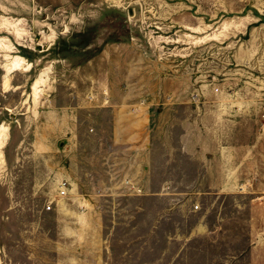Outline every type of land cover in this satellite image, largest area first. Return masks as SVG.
<instances>
[{
  "label": "rangeland",
  "instance_id": "rangeland-1",
  "mask_svg": "<svg viewBox=\"0 0 264 264\" xmlns=\"http://www.w3.org/2000/svg\"><path fill=\"white\" fill-rule=\"evenodd\" d=\"M0 38L14 44L0 48V125L10 127L0 157V264H80L54 219H98L99 248H141L140 263L156 259L164 237L214 230L218 220L231 254L246 251L251 234L264 243V0H0ZM8 54L32 68L6 91ZM171 136L173 153L145 164L164 174L134 194L145 169L129 165L123 149L141 144L148 153ZM232 144L247 150L240 166L254 177H204L216 159L238 157L210 151ZM193 145L200 155L187 154ZM224 180L225 193L189 191ZM139 218L163 220L142 229L145 243L128 241L141 231L123 225Z\"/></svg>",
  "mask_w": 264,
  "mask_h": 264
},
{
  "label": "crops",
  "instance_id": "crops-1",
  "mask_svg": "<svg viewBox=\"0 0 264 264\" xmlns=\"http://www.w3.org/2000/svg\"><path fill=\"white\" fill-rule=\"evenodd\" d=\"M172 124L173 122H171V125ZM172 136L180 137L181 134L177 133L176 136ZM172 136L170 137L168 144L163 143V145H158L153 151H149L148 153L143 149V145L141 144H137L135 146L131 145L129 147L127 146V148L125 147L123 149L124 154H129L127 156L128 159H126L129 165L145 169L144 172L140 174L142 176L141 183L143 186L140 185L139 187L142 190V193L143 191H145V189H147V187L151 188L146 180L148 177H152L158 173H161V175L164 174L160 171L148 172L145 167L146 162H152L153 160L159 162L160 160L167 158L168 155H171L173 153V149L175 148L171 143V138L173 139ZM102 142L106 141L100 136L99 139L96 140L98 147L101 146ZM114 142L115 146H111L112 148H115L117 145L115 139ZM107 144L109 145L108 142L106 143V145ZM232 145V149L220 150L217 148H212L210 150L213 154H217L218 157H220V155L226 156V154H233L238 157H234L233 160H227L226 158L223 160L216 159L215 162L218 163L217 167L211 170H203L202 173L204 177L216 179H226L227 177H239L241 179H243V177H254V171L250 173L251 175L244 174L243 167L240 166V163H242L241 155L247 152V150L243 149L241 144ZM204 146L211 147V145ZM61 147H64V142L61 143ZM136 147L138 148L137 153L139 155L137 159L136 156H133L134 153H132L134 150L133 148ZM198 147L199 146L194 145L192 147L188 146V149L186 150L187 154H192L193 157L196 154L200 155V148ZM112 148L110 150L114 151ZM206 151V149H203L202 153L205 154ZM219 161L224 162L225 165L221 166L219 164ZM38 169L41 170L40 167ZM43 169L46 173L49 171L45 170L46 167L44 163L42 166V171ZM43 175H45L44 172H42V176ZM169 176H172L171 172H169ZM210 185L206 186V183H197L196 185H192L193 189H189V191H192L194 193L206 192L209 194L227 192L226 188L228 186V183L225 180L222 182L216 181L212 183L211 187L214 188L212 190H208L207 188ZM126 190L128 191H125V189L123 191H131V187L127 188ZM170 190L171 188L169 189V191ZM186 191L188 192V190ZM162 221V218H157L154 224L150 225V222L148 223L147 219L139 218L127 220L123 225L131 228L138 227V232H142V235L141 232L137 235H128L127 240L130 242L136 241L139 243L147 242L150 239H147V234L142 229L146 228L147 226H152L157 229L162 225ZM51 222L59 227V230L57 232V239L61 242L67 243V245H65L67 250L66 254L69 256L81 258L80 264H162V259H164L166 256H170L171 258V260L167 264H264V243L259 244L257 239H254L257 238V236L254 234L249 235V245L246 251L240 250L239 254H231L228 250H226L225 242H227V239L230 238V236L228 234L221 233V220L217 221L216 225L219 226L214 230L204 231L200 228H193L192 232L187 234L178 233L164 237L162 241L165 242V248L162 251H157V253L154 252L152 254V258H158V260L156 261L155 259L148 263L139 262L140 258L145 256V254H143L141 257V252L143 250H141V248H138V250H125L124 248L121 252H119L118 250L110 249L109 246L100 249L98 239L100 236V232L102 231L100 228L102 224L98 219H54ZM109 227H112V231L114 230V225H108V228ZM109 232H111V228ZM109 232L106 233L104 239H107L110 243L114 240L111 237L112 233ZM154 240L156 241L157 239ZM200 242L202 243L201 245L196 244ZM174 244H177L178 248L175 251H172L168 247H170V245L175 246Z\"/></svg>",
  "mask_w": 264,
  "mask_h": 264
},
{
  "label": "bare ground",
  "instance_id": "bare-ground-1",
  "mask_svg": "<svg viewBox=\"0 0 264 264\" xmlns=\"http://www.w3.org/2000/svg\"><path fill=\"white\" fill-rule=\"evenodd\" d=\"M16 29V28H15ZM19 32H17L16 34H18ZM21 34V33H20ZM20 36V35H19ZM22 37V36H21ZM8 39L6 38H0V48H2L3 50H6V52H13L12 49L14 47V44L11 46L7 43L9 41H7ZM12 42V41H11ZM5 74H4V88L6 91H9L11 89V79L13 77V75L17 72H29L31 71L32 68V63L27 61V59H25L22 56L19 55H14V56H10L8 54L7 56V61L4 63V65L2 66ZM48 71L43 72L40 74V76L35 80L34 84H33V97H34V101L36 102V100L39 98V93L42 91V87L43 84L45 85L46 82V76ZM9 131H10V127L8 124L3 123L0 125V157L2 156V148L5 146L8 137H9Z\"/></svg>",
  "mask_w": 264,
  "mask_h": 264
},
{
  "label": "built area",
  "instance_id": "built-area-1",
  "mask_svg": "<svg viewBox=\"0 0 264 264\" xmlns=\"http://www.w3.org/2000/svg\"><path fill=\"white\" fill-rule=\"evenodd\" d=\"M63 186L66 187V184H63ZM62 189H63V188H62ZM127 193H128V192H127ZM129 193H132V191H129ZM133 193H134V194H143L141 189H138V190L134 191ZM66 195H67L66 190H61L60 196H61V197H65ZM52 208H53V206H52V205H49V206L47 207V211H51Z\"/></svg>",
  "mask_w": 264,
  "mask_h": 264
}]
</instances>
